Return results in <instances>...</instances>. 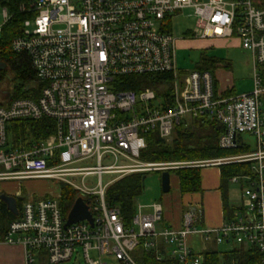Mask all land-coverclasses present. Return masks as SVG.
I'll list each match as a JSON object with an SVG mask.
<instances>
[{
	"label": "built area",
	"instance_id": "2783aa9c",
	"mask_svg": "<svg viewBox=\"0 0 264 264\" xmlns=\"http://www.w3.org/2000/svg\"><path fill=\"white\" fill-rule=\"evenodd\" d=\"M0 5L1 32L13 14L8 0ZM186 8L194 10L199 32L187 37L233 39L248 53L250 92L222 96L211 72L177 69L171 21ZM17 11L26 19L11 48L29 57L41 89L36 99L0 105V183L66 185L82 198L92 224L65 226L59 195L18 193L13 198L22 199L0 245L21 247L24 264H38L41 255L48 264L74 255L85 264H106V255L120 264H204V248L193 247L192 238L229 250L255 248L264 264V0H24ZM155 74L168 76L156 89L120 90L114 81ZM197 118L220 128V149L246 146L241 135L247 134L256 140L255 151L187 163L141 161L150 132L165 143L176 127ZM42 119L54 121L53 135L18 146L8 141L13 122ZM239 163L250 164L251 175L229 178L242 188L240 203L216 228L201 225L198 203L182 208L177 228L163 222L160 202L136 203L128 221L105 203L108 187L131 174ZM104 175L112 176L106 184ZM90 176L97 179L93 188L85 184Z\"/></svg>",
	"mask_w": 264,
	"mask_h": 264
},
{
	"label": "trees",
	"instance_id": "16d2710c",
	"mask_svg": "<svg viewBox=\"0 0 264 264\" xmlns=\"http://www.w3.org/2000/svg\"><path fill=\"white\" fill-rule=\"evenodd\" d=\"M11 19L3 26L0 32V87L7 82L11 92L0 101V105L8 104L16 99H36L41 86L36 82L35 73L32 70L29 57L25 53L12 51V40L20 35L21 27L26 16L17 11V7L24 0H8ZM228 67L223 59L201 55L196 64L197 71H214L220 67ZM168 76L142 75L116 78V86L120 90L139 91L143 86H155L157 81ZM8 92V91H7ZM54 121L42 119L39 121H16L9 127L14 146L33 140L42 141L55 133ZM220 128L206 119H192L186 126L180 125L174 129L173 140L166 145L156 132H150L146 136V148L141 151V161L148 163L201 161L215 158H223L230 155L249 153L248 146L238 149L222 150L218 147ZM224 212L231 214L236 207L226 203V187L229 178L251 175L250 164L239 163L219 166ZM177 181V187L181 195L201 192L200 168H185L172 172ZM145 173L131 174L113 183L105 193V203L109 207H116L128 221L134 214V208L138 198L143 193L142 177ZM79 195L66 185H62L59 199V207L65 217L71 210ZM20 205L18 204L17 207ZM13 219L7 206L0 202V233L6 230L7 222ZM6 220V221H4ZM149 256V255H147ZM150 257V256H149ZM262 255L255 249L245 246H233L224 252L207 250L204 253V264H259Z\"/></svg>",
	"mask_w": 264,
	"mask_h": 264
},
{
	"label": "rangeland",
	"instance_id": "374dc122",
	"mask_svg": "<svg viewBox=\"0 0 264 264\" xmlns=\"http://www.w3.org/2000/svg\"><path fill=\"white\" fill-rule=\"evenodd\" d=\"M202 1V0H199ZM1 5H0V18H1ZM191 8H186L182 10V12H178V16L173 18L171 21L172 25V35L177 40L176 42V65L179 71L183 72H191L195 69L196 64L199 63L201 55H205L207 57H214L218 59L229 60L231 64V79L233 80L236 88L240 92V87L243 89L249 88L252 85V69L249 61V56L246 51H243L239 44L235 40H197L196 38L187 37V33L199 35L198 30L195 27V17ZM1 24V19H0ZM212 76L215 77L216 74L214 71H211ZM220 76V75H219ZM218 77V75H217ZM216 78V77H215ZM219 79V78H218ZM224 79V78H223ZM157 83L155 86H143L142 89L152 88L156 89ZM10 86H8L7 82L2 84L0 87V101L3 100L10 90ZM8 91V92H7ZM262 113L264 116V106L262 107ZM264 131V130H263ZM264 134V133H263ZM173 136V135H172ZM243 142L250 147L252 151H255V143L256 140L254 137L249 136L247 134L241 135ZM12 136L9 137L8 141H11ZM173 140L171 137L170 140L165 142L166 145L170 144ZM180 162H189V161H180ZM158 163V162H157ZM160 163V162H159ZM158 163V164H159ZM218 167H206L200 169V174L203 176L209 175L211 177L213 174H217ZM160 174L161 172H147L144 174V183H143V193L137 200V204L140 205H150L153 202H160L167 210V213L174 216L175 212H177V203L181 201L179 199V195L175 190V180L173 174H170L171 181V189L169 193L161 194L160 189ZM112 176L104 175L102 176V184H106L108 180H110ZM97 183V179L95 177H88L85 179V184L88 188H93ZM62 184L55 183L49 179H36V180H25L21 182L11 181V182H3L0 183V195H16L20 193L19 197L27 198L28 196H32V198H54L60 196ZM241 189L239 185L231 184L228 182L227 184V200L229 204H237L240 203ZM203 192H206L205 189H202ZM60 199V198H59ZM184 201L190 200V197L184 196ZM1 202V201H0ZM180 206V203H179ZM6 221V220H4ZM165 225L168 226L165 221ZM8 224V222H7ZM7 226V225H6ZM202 227V226H201ZM200 227V229H201ZM199 241H197V246L195 248H199ZM229 246L227 245H219L215 246L212 249L218 252H223L228 250ZM91 257H95L93 252H90ZM133 256V254H131ZM102 262L106 264H120V262L116 261V259L111 255L102 256ZM38 264H48L47 257L45 255H41L38 260ZM61 264H85V262L77 258L75 255L72 258Z\"/></svg>",
	"mask_w": 264,
	"mask_h": 264
},
{
	"label": "crops",
	"instance_id": "0c3cea01",
	"mask_svg": "<svg viewBox=\"0 0 264 264\" xmlns=\"http://www.w3.org/2000/svg\"><path fill=\"white\" fill-rule=\"evenodd\" d=\"M225 61L227 62L228 67L224 66V67L215 69L214 72L216 74L215 76L216 78L212 76L213 77L212 80H214V84H215V89L218 91V93H221L222 96H233V95H240V94L250 92L252 89V85L251 87L245 88V89H243V87L241 86L240 87L241 91L240 92L238 91L233 80L230 77L231 75L230 61L229 60H225ZM174 180H175V190L177 191V194L179 195L178 200L181 199V201L177 203L178 208L174 216L172 215L169 216V214L167 213V210H165L163 222L165 223L166 221L168 226L173 227V228L179 227L180 213L182 211V208H184L189 203H198L201 206L202 214H203L202 219H201V225L204 228L219 227L222 224L224 218L230 215L224 212V203L222 200L223 199L222 192L220 190V186H221L220 169L217 170V174H213L211 177H209V175L203 176L202 174H200L201 192L199 193L181 195L179 193V190L177 187V181L175 177H174ZM202 189H205L206 192H203ZM8 196L14 197V195H8ZM184 196L190 197V200L184 201L183 200ZM179 203H180V206H179ZM226 203L228 206L237 207V204L228 203L227 187H226ZM189 242L193 247L197 246V240L194 241V239L190 238ZM215 246L216 245H211V244H208L205 246L200 245V247L196 249L199 250L201 248H204V253H205V251L207 250H213L212 248ZM22 255H23V252H22L21 247L19 246L0 245V264H24Z\"/></svg>",
	"mask_w": 264,
	"mask_h": 264
},
{
	"label": "water",
	"instance_id": "95a60500",
	"mask_svg": "<svg viewBox=\"0 0 264 264\" xmlns=\"http://www.w3.org/2000/svg\"><path fill=\"white\" fill-rule=\"evenodd\" d=\"M145 177H142V186L144 183ZM160 189L161 194L169 193L170 191V173L167 171L161 172L160 174ZM22 198H13L5 194L0 195V201L3 202L10 213L16 215V203L21 201ZM87 220L90 225L92 224L91 215L88 211V208L82 198H77L74 202L71 210L67 214V220L65 226L76 224L80 221Z\"/></svg>",
	"mask_w": 264,
	"mask_h": 264
}]
</instances>
